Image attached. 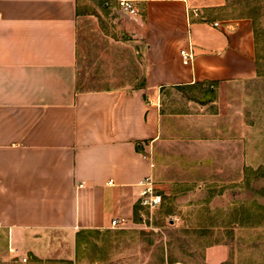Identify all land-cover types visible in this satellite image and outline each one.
<instances>
[{
    "label": "crops",
    "instance_id": "obj_1",
    "mask_svg": "<svg viewBox=\"0 0 264 264\" xmlns=\"http://www.w3.org/2000/svg\"><path fill=\"white\" fill-rule=\"evenodd\" d=\"M100 1L132 56L87 89L80 28ZM131 1L134 16L119 0H0V264L73 260L81 235L138 217L146 178L166 195L248 167L254 18L229 0Z\"/></svg>",
    "mask_w": 264,
    "mask_h": 264
},
{
    "label": "rangeland",
    "instance_id": "obj_2",
    "mask_svg": "<svg viewBox=\"0 0 264 264\" xmlns=\"http://www.w3.org/2000/svg\"><path fill=\"white\" fill-rule=\"evenodd\" d=\"M229 1L254 18L258 43L259 76L248 87V167L241 179H177L158 207H142L128 224L81 235L73 260L40 264H264V0ZM91 9L85 33L80 28L88 53L80 58L79 78L87 89H99L132 55L121 50L127 34L101 1Z\"/></svg>",
    "mask_w": 264,
    "mask_h": 264
},
{
    "label": "built area",
    "instance_id": "obj_3",
    "mask_svg": "<svg viewBox=\"0 0 264 264\" xmlns=\"http://www.w3.org/2000/svg\"><path fill=\"white\" fill-rule=\"evenodd\" d=\"M121 12L125 15L134 16L137 13L136 8L133 5L131 0H119ZM182 57V61L185 65H189L192 63L194 58V53L192 48L182 50L180 52ZM140 186L143 187L142 192L140 193V205L146 208H156L161 204L162 197L157 194L154 189V183L152 178H146L145 180L140 182ZM113 226L118 227V222L116 220L113 221ZM1 227V224H0ZM26 262L27 260H23Z\"/></svg>",
    "mask_w": 264,
    "mask_h": 264
}]
</instances>
